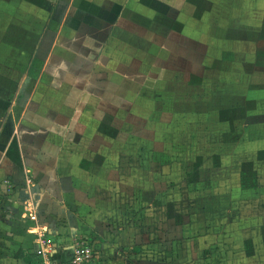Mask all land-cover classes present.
Segmentation results:
<instances>
[{"label":"rangeland","instance_id":"rangeland-1","mask_svg":"<svg viewBox=\"0 0 264 264\" xmlns=\"http://www.w3.org/2000/svg\"><path fill=\"white\" fill-rule=\"evenodd\" d=\"M123 1L0 0V199L53 169L43 220L101 264H264V0ZM16 216L0 264L30 263Z\"/></svg>","mask_w":264,"mask_h":264},{"label":"crops","instance_id":"crops-1","mask_svg":"<svg viewBox=\"0 0 264 264\" xmlns=\"http://www.w3.org/2000/svg\"><path fill=\"white\" fill-rule=\"evenodd\" d=\"M129 1L134 2L135 6H126V7H129L128 9H132V10H139L140 6H141L142 10H139V11H141L142 13L148 14V16L146 14H142L143 16L150 17L152 15V16H158L159 19H161V18H164L166 16H171L173 14V13L171 14L173 6H170L168 4L169 2L172 3L173 0H124L123 2L125 3V2H129ZM144 1L146 3H143ZM176 13L178 14V19H179L178 21L182 22V25H184V21L186 19L187 20L192 19L189 16V14H187V12H182L181 10H179ZM177 14H176V16H177ZM128 19H130V18H128ZM148 19H149L150 24L154 23L156 28H158L160 26V24L157 23L156 21H154V19L153 20L150 18H148ZM136 25H138V29L140 32L135 34V29H132V32L130 31V36H131V34L134 36H140L142 38V41L146 42L147 44L151 45V42L155 41V37L160 36V34H162L161 31L157 30L154 27L152 29L151 26L149 27V26H146L145 24H141V23H137ZM103 48H104L103 45H99V46L94 45V47L91 48L93 50L92 58L95 57V60H97V58L101 55ZM110 49H111V51L106 50L103 54H107V55H105L106 57H108V54H109L111 56V58L113 57L115 59H118V56H117V53H118L117 50L118 49L114 48L113 46H111ZM108 58H110V57H108ZM92 61H94V60H92ZM89 83H90V81L87 82V86H89ZM92 95H93V98H97L96 94H92ZM98 96L101 100L102 98L100 97L99 94H98ZM30 162L34 163V161L31 158H30ZM52 172H54L53 169L47 170L45 168L42 169L41 171H39L37 178H34V180H36V181H35V184L33 187H32L33 183L31 185H27V187H26L24 181H23L22 185L19 184L20 175L18 173L14 174V173H16L15 171L12 172L13 180H10V181H13L14 189H10L9 186H6V179L3 181V185L1 187L4 191V193L5 194L7 192L9 194L14 193L15 195H12V196H14V200H13V202H10V205L7 206V209L5 206L6 203L3 204V200L0 199V214H1L0 226L5 229L4 233H6V235H7V232L10 233V231H11L8 229L9 219H12L10 217L16 216L17 214H19V216H20V213L23 212L20 216V217H22L21 222L25 223L26 224L25 227H28V229H29V227L35 226L38 223V225L40 224L42 226L48 227L52 231V233H55V232L58 233V235L50 236V238L56 240L58 243L65 246V249L63 250L62 257L67 258L71 254V251L69 250V248L73 244L74 236L76 234H79V233L75 232V231H70L68 228L66 229L65 227L64 228L52 227L49 224L45 223V221L43 220V217H42V215L45 214L47 211V208L46 209L44 208L45 204L42 202V198L44 196H48L54 192L55 184H53V188L45 189L40 182L37 183V180H39V178H42L44 176L54 177L53 178V180H54L58 176L56 177L54 174L55 172L53 174H52ZM49 185H51V184H49ZM37 186H39L38 188L42 191V198L41 197L35 198V196L32 195V192L35 191V188L37 189ZM7 189H8V191H7ZM30 189H31V193H30ZM51 200H52L51 196H48L47 203L51 202ZM28 202H31V204L34 206V208L37 211L38 222H36V223L31 221L28 218V213H27V208H26ZM11 205H12V207H15V209L18 210V211H16L17 212L16 214H15V211L13 210V208L11 207ZM67 232L71 233V235L68 236ZM14 234H15V232H14ZM28 235H29L28 237H30V241H31L30 245H31V252H32L31 253L32 255H30V257L28 256L29 257L28 261H30L29 264H40V257L36 253V244L34 242L35 236L31 235V234H28ZM16 252H17V250H15V253ZM98 261H99V259H98ZM98 261L96 264H101Z\"/></svg>","mask_w":264,"mask_h":264},{"label":"built area","instance_id":"built-area-1","mask_svg":"<svg viewBox=\"0 0 264 264\" xmlns=\"http://www.w3.org/2000/svg\"><path fill=\"white\" fill-rule=\"evenodd\" d=\"M26 208L28 218L35 223L38 222L36 209L31 202H28ZM29 232L35 236L34 242L40 264H96L98 261V252L87 237L76 234L69 248L71 254L63 258L65 246L50 238V236L58 235L57 232L52 233L48 227L38 223L29 227Z\"/></svg>","mask_w":264,"mask_h":264}]
</instances>
